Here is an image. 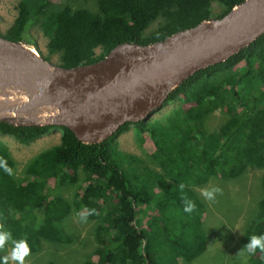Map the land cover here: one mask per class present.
<instances>
[{
  "label": "trees",
  "instance_id": "obj_1",
  "mask_svg": "<svg viewBox=\"0 0 264 264\" xmlns=\"http://www.w3.org/2000/svg\"><path fill=\"white\" fill-rule=\"evenodd\" d=\"M69 1L19 0L15 19L0 35L26 43V31L36 24L47 37V54L33 40L26 44L47 60L57 55L58 64L70 68L98 61L121 43L149 45L222 18L244 0H97L96 11ZM214 3L221 7L217 13ZM169 103L176 105L161 117L125 123L97 143H83L64 126L0 121V136L22 145L61 130L59 143L33 157L22 177L0 139V232L10 234L4 245L23 239L28 253H35L43 241L70 242L63 222L74 208L97 222V246L84 264H189L187 257L201 255L207 249L204 206L195 188L213 177L237 178L249 166L264 167V34L189 76L171 91ZM219 110L226 119L209 130L207 120ZM130 124L147 136L160 171L119 147L116 137ZM79 170L85 178L72 207L50 193L51 182L74 184ZM186 202L194 206L189 212ZM258 208L262 218L245 228V246L264 235V196ZM258 247L249 252V264H264Z\"/></svg>",
  "mask_w": 264,
  "mask_h": 264
},
{
  "label": "water",
  "instance_id": "obj_2",
  "mask_svg": "<svg viewBox=\"0 0 264 264\" xmlns=\"http://www.w3.org/2000/svg\"><path fill=\"white\" fill-rule=\"evenodd\" d=\"M264 34V0H244L149 45L125 42L102 59L65 68L0 35V121L64 126L97 143L121 125L150 118L196 71Z\"/></svg>",
  "mask_w": 264,
  "mask_h": 264
},
{
  "label": "rangeland",
  "instance_id": "obj_3",
  "mask_svg": "<svg viewBox=\"0 0 264 264\" xmlns=\"http://www.w3.org/2000/svg\"><path fill=\"white\" fill-rule=\"evenodd\" d=\"M97 0H70L72 7H84L97 10ZM19 0H0V32L4 33L17 15ZM214 12H219L221 7L214 3ZM153 23L149 30L156 26ZM25 42L33 40L35 45L45 54L47 37L41 29L32 24L25 34ZM24 43L26 46L29 44ZM36 49L33 46H29ZM58 64L57 55L49 59ZM176 104H164L151 118L161 117L169 112ZM226 119L225 112L216 111L207 120L206 127L209 130L217 129ZM61 130L54 128L42 135L29 145H22L12 137L0 136L11 152L15 161L14 173L17 177L24 175L26 164L41 151L48 149L60 140ZM116 140L119 147L129 153L135 154L145 160L146 164L155 170L160 167L151 160V148L147 136L138 132L134 125L117 135ZM77 182L53 181L50 193L59 194L68 199L74 207L75 194L80 190L85 175L81 170L76 173ZM264 167L249 166L239 177L221 179L213 177L208 183L198 186L195 190L203 203V228L206 233L207 249L199 256L187 257L189 264H249V251L244 247V231L249 223L261 219L258 208L261 198L264 196L263 188ZM219 189L213 192L211 199L206 198L203 193ZM37 221L41 220L42 209L35 211ZM63 225L72 240L68 243H53L43 241L40 249L35 253H28L23 258V264H84L91 260L96 249V227L97 222L88 218L86 211L72 212L65 218ZM13 246L10 242L0 246V257L11 255ZM8 264H18L17 261L9 259ZM187 264V263H185Z\"/></svg>",
  "mask_w": 264,
  "mask_h": 264
},
{
  "label": "clouds",
  "instance_id": "obj_4",
  "mask_svg": "<svg viewBox=\"0 0 264 264\" xmlns=\"http://www.w3.org/2000/svg\"><path fill=\"white\" fill-rule=\"evenodd\" d=\"M3 165V162L0 161V166ZM4 171L5 173L11 175V169L8 167H4ZM183 187V185H181V188ZM219 189H213L212 191H207L204 192L203 195L208 198L211 199L213 197V192H218ZM187 207H185L184 211L185 212H189L193 209V205L191 204V202H186ZM9 233L7 232H0V246H3L5 241L9 238ZM12 243L14 244L12 253L9 256H4V257H0V264H8L9 259L11 260H15L18 262V264H23V258L25 255L28 254L29 249H28V245L27 242L25 240H20V241H12ZM256 246H259L258 248L261 250V252H264V235H261L259 237L257 236H252L250 239V243L247 244L244 248L251 252L254 248H256Z\"/></svg>",
  "mask_w": 264,
  "mask_h": 264
}]
</instances>
